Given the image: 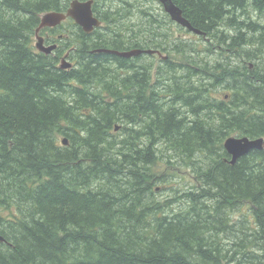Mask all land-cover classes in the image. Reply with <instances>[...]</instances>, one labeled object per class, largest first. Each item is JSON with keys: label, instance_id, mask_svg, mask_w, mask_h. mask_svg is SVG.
<instances>
[{"label": "trees", "instance_id": "1", "mask_svg": "<svg viewBox=\"0 0 264 264\" xmlns=\"http://www.w3.org/2000/svg\"><path fill=\"white\" fill-rule=\"evenodd\" d=\"M123 1L111 29L139 2ZM179 1L202 34L170 42L150 16L141 36L166 48L159 65L90 54L106 49L105 13L62 41L79 61L73 50L60 70L63 48L45 55L32 40L40 15L70 0H0V264H264V147L230 163L222 146L264 139V3ZM157 161L194 182L158 200Z\"/></svg>", "mask_w": 264, "mask_h": 264}, {"label": "flooded vegetation", "instance_id": "2", "mask_svg": "<svg viewBox=\"0 0 264 264\" xmlns=\"http://www.w3.org/2000/svg\"><path fill=\"white\" fill-rule=\"evenodd\" d=\"M106 1H108V0H106ZM126 1L131 3V2L141 1V0H126ZM171 1L176 7H178L180 9L181 16L183 18L185 17V19L190 23V21L186 18L187 16L185 14L184 9L182 8V3L179 0H171ZM117 2L121 5L124 1L123 0H117ZM157 2L161 6V8H160L161 10L158 8V11H160V13L156 12L154 9H142V10H140V8L135 7V11H134L133 15L128 16L120 24L115 25L114 26L115 29H111L110 28L111 24H107V22H109V20H110L109 19L110 14H116L117 15V12H116V9H111L109 7L110 3L107 2V5H106V49L91 50V51H89V53L90 54H105V55H108L110 57H106V62H114V60L112 58L113 56L122 57V56L119 55L120 53H127V52L136 51V50L140 49L139 55H137L135 57H131V58H124L126 60H129L128 63H130V64H132V63L138 64V63L146 62V61H149V60L152 61V63H153V62H155V61H153V60H155V58L159 57V58L163 59V58H165L164 55H166V57H168L167 54L164 53L165 52L164 49H166L164 46H162V49L149 47L146 44V43L149 42L148 39H147V35L141 36V34L144 32V29H142L143 25L147 24L148 20L150 19V16L153 17L155 20L157 19V21H159L161 23L163 31H167L168 32V37L170 39V42L174 43L175 41H181V42H183L185 44L192 45V43H190L189 41H186L185 39L172 37L171 36L170 27L173 26V27L176 28V30H178L180 32H183V33H185L187 35H192L194 37L193 43H195V40H196L195 36H201V35L191 33V32H189V30L186 27H182L181 25H178V23L173 21L164 12L163 6L159 2V0H157ZM176 2H178V4ZM92 11H93V14H94L95 18H96V15L100 16V13L98 11V7L95 10L92 8ZM144 12L149 13V14H144ZM157 15H158V17H157ZM161 16L162 17H164V16L166 17L167 16V18H165V17L162 18ZM112 20L116 21V18L112 19ZM129 20L130 21L134 20L135 23L133 21V23L130 25V24L127 23V21H129ZM163 24H165L166 26H164ZM190 25H191V23H190ZM73 28H75L76 30L80 29V27H78V26H75ZM118 28H123V31L122 30H116ZM129 29L134 30V31H136L138 33V35H139L138 39L142 42L141 44L138 45V44L135 43L136 40L132 41V40L129 39V34L127 33V30H129ZM112 30H116L118 32L108 33V32H110ZM56 31L60 32L59 28L58 29H57V27H55V28H47L41 34L42 40L44 42V45L48 44L47 46H49V45H52V44H56V48L53 50L52 53H50L48 55H52V54L54 55L55 51L57 49H59V47H58L59 43L63 41V40H60V38L62 36L59 33H57ZM198 31H200V30H198ZM67 37L68 36H65L64 39L67 38ZM204 39L205 40L200 42L199 45L202 44L201 46L204 47L203 48V52L205 53L206 47L208 46V43H210V41H207L206 38H204ZM122 49H126V50L122 51ZM143 51H145V52H143ZM157 52H159V53H157Z\"/></svg>", "mask_w": 264, "mask_h": 264}, {"label": "water", "instance_id": "3", "mask_svg": "<svg viewBox=\"0 0 264 264\" xmlns=\"http://www.w3.org/2000/svg\"><path fill=\"white\" fill-rule=\"evenodd\" d=\"M264 3V0H261ZM162 4L166 13H168L173 21L179 25L186 27L190 31L201 34L200 31L193 28L190 23L181 16V11L176 7L171 0H159ZM92 1L80 2L74 0L71 2L69 9L65 14L52 12L42 16L40 24L36 29V49L39 52L44 54H50L55 48L56 45L45 46L41 37L38 36V32L46 27H55L57 24H60L67 18H70L74 23L79 26L85 33H91L95 28L100 26V22L93 16L92 10ZM136 52L132 53H120V56L129 57L131 55H136ZM70 67L66 65L64 60L60 66L61 69ZM63 144H66L65 142ZM264 147V139L252 140L248 137H229L224 141V149L227 153L233 156L232 162H235L237 159L247 155L253 150H262Z\"/></svg>", "mask_w": 264, "mask_h": 264}, {"label": "rangeland", "instance_id": "4", "mask_svg": "<svg viewBox=\"0 0 264 264\" xmlns=\"http://www.w3.org/2000/svg\"><path fill=\"white\" fill-rule=\"evenodd\" d=\"M146 3H148L149 6H152L153 9L155 8L154 10L156 12L158 11V8L159 9L161 8V6L158 4L157 0L147 1ZM158 12H160V11H158ZM257 13L258 12H254L253 22H256V20H257ZM42 15H44V14H42ZM260 17L262 18L260 20H264V13L261 14ZM127 23L131 25L133 23V21L129 20V21H127ZM261 24H264V22H261ZM170 29H171V36L172 37L182 38V39H185L186 41H189L190 43H193L194 37L192 35H187V34H185L183 32H180V31L176 30V28L173 27V26H171ZM70 31H74V29L71 27V25L68 22H66V23L62 24V30L60 32H58V31H56V32L59 33L62 36L60 38V40H64V37L68 36ZM36 42H37L36 38L33 37L32 45L34 46ZM45 45L47 46L48 44H45ZM198 47L200 49L199 55H203V48L204 47L201 46V45H199ZM67 50L68 49H64V52H66ZM206 54H207V56H206ZM204 55L206 56V58H208V56L210 54L205 52ZM164 57L166 58V55H164ZM224 57H226V54H222L221 58L225 59ZM160 59L161 58H159V59L155 58V62L154 63L156 65H159ZM66 61L68 63H73L74 62L73 60H69L68 57H67ZM224 62H225V60H224ZM225 64L229 65L228 63H224V65ZM249 64H251V63H248L245 66L248 67ZM235 66H237V65H235ZM211 95L214 96V93H211ZM164 155L165 156H169L168 154H164ZM153 168H154V172L156 173V175L158 177V180H159V183H158L159 185L157 184V187L158 188L161 187L160 190L155 192L158 200H163L165 198H169L170 195H171L170 189L174 188L176 186H183V182L184 181L186 183V188H189L191 182H194L193 179H192L193 177L191 176V171L189 169H187V168L180 167L176 163H175V168H174V173L173 174L171 173V169L168 166L164 165L163 161H157V164L155 166H153ZM168 174H169V176H168ZM236 216L237 215H235V217ZM239 216H241V215H239Z\"/></svg>", "mask_w": 264, "mask_h": 264}, {"label": "bare ground", "instance_id": "5", "mask_svg": "<svg viewBox=\"0 0 264 264\" xmlns=\"http://www.w3.org/2000/svg\"><path fill=\"white\" fill-rule=\"evenodd\" d=\"M74 0H70V2L68 3V6H67V8L64 10V11H52V12H58V13H62V14H65L66 13V11L69 9V7H70V4H71V2H73ZM83 1H89V0H83ZM92 1V4L94 5V4H97V7H98V11H99V13H100V15H103V14H105L106 13V5H107V2L108 3H113V2H115V1H117V0H108V1H106V0H98V2L97 3H95V1L94 0H91ZM148 1H150V0H148ZM135 2H131V4H134ZM138 3H140V1L138 2ZM137 3V4H138ZM177 4H178V2H176ZM129 5H130V3H128ZM136 4V3H135ZM136 4V5H137ZM146 5H148V3H146ZM178 6V5H177ZM180 6V5H179ZM113 7V6H112ZM137 8H140L138 5L136 6ZM152 7V6H151ZM151 7H149V5H148V7H146L147 9H150ZM153 8V7H152ZM151 8V9H152ZM155 9V8H154ZM119 10H121V7H119ZM140 10H142V8H140ZM161 10V9H160ZM163 10H164V8H163ZM52 12H48V13H52ZM125 12V11H124ZM158 12V11H157ZM164 12H165V10H164ZM48 13H44V15H46V14H48ZM160 13V12H159ZM163 13V12H162ZM166 13V12H165ZM183 13V12H182ZM169 17H170V15L168 14V13H166ZM44 15H40V20H41V18H42V16H44ZM183 15V14H182ZM156 16V15H155ZM157 17H158V15H157ZM162 17V16H161ZM165 17V16H164ZM164 17H162V18H164ZM161 18V19H162ZM165 18H167V16L165 17ZM171 18V17H170ZM185 18V17H184ZM67 20H71V22H72V25L73 26H71L72 28L73 27H75V26H77L75 23H74V21L72 20V19H70V18H68V19H66V20H64V21H62L60 24H57L55 27H57V29L59 28V27H62V24L65 22V21H67ZM98 20H99V22H100V26L99 27H97V29L98 28H101V27H103V26H105V24L98 18ZM157 20V19H156ZM155 20V21H156ZM120 21H121V19H120V17H117L116 18V22H118L119 24H120ZM134 21V20H133ZM157 22H159V21H157ZM167 22V21H166ZM134 23H135V21H134ZM39 24H40V22H39ZM157 24V23H156ZM160 24V23H159ZM167 24V23H166ZM155 25V24H154ZM164 26H166L165 24H163ZM39 26V25H38ZM159 26V25H158ZM55 27H46V28H43V29H41L39 32H38V36L39 37H41L40 35L43 33V31L44 30H46L47 28H55ZM38 28V27H37ZM36 28V29H37ZM36 29H35V31H36ZM74 29V31H73V33H74V37H78V36H76V32L78 31V30H76L75 28H73ZM81 29V28H80ZM79 29V31H82L84 34H86V35H89V34H87V33H85L82 29L80 30ZM157 29V28H156ZM162 29V28H161ZM59 30L61 31V29L59 28ZM157 30H159V29H157ZM94 31V30H93ZM92 31V32H93ZM71 32V31H70ZM69 32V33H70ZM91 32V33H92ZM190 32V31H189ZM192 33V32H191ZM203 36H204V38H206V39H208V37L206 36L205 37V35L203 34ZM34 37L36 38V33L34 32ZM42 38V37H41ZM200 39H202V38H200ZM199 39V41H201ZM36 40H37V38H36ZM205 40V39H204ZM203 41V40H202ZM201 41V42H202ZM155 42V41H154ZM154 42H153V44H154ZM159 43H160V41H159ZM162 43V42H161ZM200 43V42H199ZM152 44V45H153ZM158 44V43H157ZM52 45H56V44H52ZM202 45V44H201ZM63 46H64V42H60L59 43V45H58V47H59V49L61 50V48H63ZM147 46V45H146ZM150 46V45H149ZM158 47V46H157ZM160 47V46H159ZM159 47H158V49H159ZM148 48V47H147ZM64 49H68L66 52H64ZM154 49V48H153ZM63 51L61 52V55L59 56V60H58V63H57V65H58V68L60 69V70H67V69H69V68H71L72 67V64L74 63H68L67 61H66V59H67V57H68V59L69 60H72V59H70L69 57H70V54H71V51H75L76 50V47L74 48V46H72V47H66V48H63L62 49ZM126 49H123L122 51H125ZM139 51H140V49L139 50H136V51H131V52H127V53H132V52H136L137 54L136 55H131V56H129V57H123V58H131V57H135V56H137V55H139ZM119 52V51H118ZM143 52H145V51H143ZM147 53V52H146ZM157 53H159V52H157ZM197 53V52H196ZM199 53V52H198ZM197 53V54H198ZM54 54H56V53H54ZM75 54H76V51L75 52H73L72 54H71V57H73L74 59H76L77 61H79L78 60V57H75ZM152 54V53H151ZM194 54V53H193ZM202 54V53H201ZM148 55V54H147ZM55 61H56V57L55 56H51ZM215 57V56H214ZM146 58V57H145ZM163 58V57H162ZM225 58V57H224ZM256 58V57H255ZM156 59H159V57L158 58H156ZM167 59V58H166ZM196 59V58H195ZM198 59V58H197ZM196 59V60H197ZM207 59V58H206ZM220 59H222V58H220ZM63 60H64V62H65V64L66 65H70V67H68V68H65V69H61L60 68V66H61V64H62V62H63ZM148 60V59H147ZM199 60V59H198ZM208 60V59H207ZM212 60V59H211ZM261 60L262 59H260L259 57L258 58H256V60L255 61H257L258 63H260V64H262L261 63ZM74 61V60H73ZM153 61H155V60H153ZM164 61V60H163ZM199 61H201V60H199ZM218 61H219V59H218ZM222 61V60H221ZM161 62V61H160ZM165 62V61H164ZM185 62V61H184ZM193 62V61H192ZM194 62H196V61H194ZM208 62V61H207ZM212 61H210V63H211ZM213 62H214V60H213ZM143 63V62H142ZM141 63V64H142ZM149 63V62H148ZM188 63V62H187ZM190 63V62H189ZM189 63H188V65H189ZM198 63V62H197ZM151 64V63H150ZM160 64V63H159ZM163 64V63H162ZM178 64V63H177ZM186 64V63H185ZM195 64V63H194ZM217 64H218V62H217ZM221 64V63H220ZM223 64V63H222ZM176 65V64H175ZM182 65V64H181ZM187 65V64H186ZM186 65H184V66H186ZM197 65V64H196ZM200 65V64H199ZM212 65V64H211ZM147 66V65H146ZM151 66V65H150ZM183 66V67H184ZM171 67V66H170ZM189 67V66H188ZM200 67V66H199ZM157 68V67H156ZM155 68V69H156ZM170 69V68H169ZM173 69V68H172ZM191 69V68H190ZM189 69V70H190ZM196 69V68H195ZM198 69V68H197ZM149 70V69H148ZM151 70V69H150ZM153 70V69H152ZM158 70V69H157ZM186 70V69H185ZM198 70H200V69H198ZM168 71V70H167ZM172 72V71H171ZM150 73V72H149ZM169 73H170V71H169ZM173 73V72H172ZM196 73V72H195ZM184 75V74H183ZM187 75V74H186ZM150 76H151V73H150ZM158 76V75H157ZM169 76V75H168ZM182 76V75H181ZM194 76V75H193ZM173 78V77H172ZM161 79V78H160ZM167 78L165 77V80H166ZM169 79V78H168ZM182 79H183V77H182ZM185 80V79H184ZM194 80V79H193ZM196 80V79H195ZM161 81V80H160ZM173 81V80H172ZM187 81V80H186ZM202 81V80H201ZM205 81V80H204ZM182 82V81H181ZM185 82V81H184ZM183 82V83H184ZM196 83V82H195ZM162 84V83H161ZM163 84H165V83H163ZM170 84V83H169ZM194 84V83H193ZM177 86H178V84H177ZM186 87V86H185ZM199 87V86H198ZM207 88V87H206ZM225 89V88H224ZM206 90V89H205ZM152 92V91H151ZM207 92V91H206ZM109 94V93H108ZM146 121V120H145ZM211 124V123H210ZM212 127V126H211ZM216 127V126H215ZM219 129V128H218ZM238 132V131H237ZM232 133V132H231ZM234 133H235V131H234ZM240 135V134H239ZM237 137V136H236ZM244 137H247V136H244ZM228 137H226L225 139H224V141L227 139ZM263 137H261V138H257V139H262ZM61 139H63V138H61ZM250 139V138H249ZM252 140H256V139H252ZM224 141H223V144H222V146H223V149H224ZM66 143V144H63V143ZM219 142V141H218ZM62 145L63 146H66L67 145V142L63 139L62 140ZM224 151H225V149H224ZM226 152V151H225ZM227 153V152H226ZM227 155L230 157V163H234V162H232V160H233V156L231 155V154H229V153H227ZM238 160V159H237ZM236 160V161H237ZM189 168V167H188ZM168 176H169V174H168ZM165 182V181H164ZM170 182V181H169ZM185 182V181H184ZM159 183V182H158ZM167 183V182H166ZM159 185V184H158ZM192 185V184H191ZM183 186H184V184H183ZM185 187V186H184ZM161 188V187H160ZM159 188V189H160ZM185 189H186V187H185ZM184 189V190H185ZM182 190V189H181ZM183 191V190H182ZM181 192V191H180ZM239 214H240V211L239 212H237L235 215H237V216H239ZM234 215V216H235Z\"/></svg>", "mask_w": 264, "mask_h": 264}]
</instances>
